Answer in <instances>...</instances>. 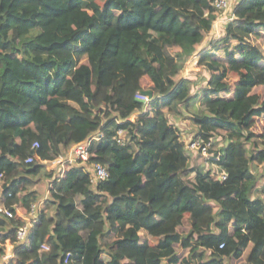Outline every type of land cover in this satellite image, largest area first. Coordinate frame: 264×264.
<instances>
[{
  "label": "trees",
  "instance_id": "trees-1",
  "mask_svg": "<svg viewBox=\"0 0 264 264\" xmlns=\"http://www.w3.org/2000/svg\"><path fill=\"white\" fill-rule=\"evenodd\" d=\"M227 15L197 55L209 76L175 83L220 16L212 0H0L1 207L14 211L46 163L104 121L137 114L89 146L87 165L106 180L67 162L48 174L30 246L11 259L4 246L23 221L0 214L3 264H264V185L252 172L264 162V0ZM144 91L151 110L136 99ZM185 111L215 170L189 166L170 121Z\"/></svg>",
  "mask_w": 264,
  "mask_h": 264
},
{
  "label": "built area",
  "instance_id": "built-area-1",
  "mask_svg": "<svg viewBox=\"0 0 264 264\" xmlns=\"http://www.w3.org/2000/svg\"><path fill=\"white\" fill-rule=\"evenodd\" d=\"M212 5L215 7V9L220 11V16L217 20L222 19L223 21H225L226 20V14L230 11L231 0H212ZM176 76L177 75H175L173 78H175ZM136 99L139 102L143 103V105H144L143 108L148 107L149 105H154L153 101H152V97H149L148 95H146L144 93L137 94ZM161 100H162V96H160L156 100V102H159L158 105H160ZM151 109H153V108H150V110ZM100 130H102V129H100ZM95 133L90 135L84 141L72 146L69 149L68 154L65 157V161H64V162H67L68 164H71L73 166H78V165L84 166V165H86L89 168L90 182L93 185H96L97 183L106 180L108 177V172L102 164L93 163L91 165H87V162L89 160V146L94 140H98L99 137L102 135V133H100L99 135H96ZM120 133H121V130H118V134H120ZM211 145H212L211 142L202 143L198 139H191L189 142L186 143V147L190 152L199 153V154L205 156L206 159L208 158V152H209ZM37 146H38L37 143H35L33 145V148H34L33 153L31 156H29L25 160V162H31L34 159V157L36 155L35 150H36ZM220 177H221V179H225L226 174L221 173ZM262 196L264 197V191H263ZM29 209L30 210H29L28 218H24L23 211H18L17 206L15 207L14 211H10V210L5 209V208L0 206V214L4 215L6 218L22 219L23 224L18 226L15 229V240H16L17 245H21V246H25V247L30 246L31 240H30L29 235L33 229L34 224L38 220V217L36 216L35 207L32 206ZM49 250H50V247L47 244H43L40 247V251H42V252H47ZM69 256L70 255H67L66 258L64 259L65 263L67 262Z\"/></svg>",
  "mask_w": 264,
  "mask_h": 264
},
{
  "label": "rangeland",
  "instance_id": "rangeland-1",
  "mask_svg": "<svg viewBox=\"0 0 264 264\" xmlns=\"http://www.w3.org/2000/svg\"><path fill=\"white\" fill-rule=\"evenodd\" d=\"M236 1L237 0H231V5H230V11L229 12H231V10L233 9V6L235 5ZM98 2L100 4H102L103 0H98ZM226 19H227V17H226ZM226 26H227L226 20L225 21H223L222 19L216 20L214 22L210 32L207 34L206 38L202 42L201 46L197 49L195 54H198V52H200L208 44V42L211 39L219 38L220 29H222V28L224 29ZM195 54L186 62L185 66H184V69H182L177 74V76L175 78H173V81L175 83L181 78H185V77L192 76V75L201 76V77L202 76L203 77H208L209 76V74L207 73V70L205 68L196 65V60L194 59L195 58ZM220 70H221L222 73H224V76L227 78V81H229L230 83L234 82L236 76L229 72L227 64L222 63L220 65ZM253 93L260 96L263 93V89L261 87H257V88H255L253 90ZM101 99H102V97H101ZM251 99L255 101L256 100V96H252ZM150 107H151V105H149L148 107H145L144 109L146 110V108L149 109ZM231 108H232V106H231ZM93 110L95 112H99V107L97 105H95L93 107ZM163 111L165 112L166 110H163ZM183 116H185V117H183V118L182 117H178L176 119L171 117L170 121L174 122L175 124H177V126L180 127V129L182 130L183 135H184V139H185L184 141H185V143H187L193 138V136H194V131L193 130L195 128L191 125V120L189 118V113L185 111ZM131 117H132L131 120H135V118L137 117V114H134ZM110 121L111 120L104 121L102 130H100L99 132H96L95 134L99 135L104 130H107L108 128H110L113 125V123L110 122ZM258 121L259 120L257 119V121H256L257 122L256 123L257 124V129H259L260 126H261L260 122H258ZM216 146L219 147L220 145L216 144ZM68 151H69V149L65 150L61 154L60 158L55 160V162L53 161V163L52 162L46 163V166H45L46 172L52 171L53 168L56 170V168L65 161V157L67 156ZM191 155L192 156L190 158L189 166H191V167H193V166H201L204 171H207V170H210V169L213 170L215 168L209 162H207V159H206L205 156H203V155H201L199 153H192ZM252 172L257 177V185H256L255 189H257V188L260 189L264 185V162L263 163L253 164L252 165ZM37 178H38V176H37ZM7 245L4 246V247H8ZM7 249H9V248H7ZM11 250H12V247H10V249L7 250V251H11ZM163 254L166 255L167 252L163 251ZM225 264H240V260L226 259L225 260Z\"/></svg>",
  "mask_w": 264,
  "mask_h": 264
},
{
  "label": "crops",
  "instance_id": "crops-1",
  "mask_svg": "<svg viewBox=\"0 0 264 264\" xmlns=\"http://www.w3.org/2000/svg\"><path fill=\"white\" fill-rule=\"evenodd\" d=\"M197 55L198 54H195V58H194L196 60V65H197ZM133 114H136V112ZM132 115H130L129 117L124 118V119L111 120L110 122L113 123V125L111 127L115 126L116 124L123 123L121 121H134V120H128L131 118ZM53 170H54V168H53ZM52 171L46 172V168H45L43 170V172L40 175H38V178L36 177L34 179L33 184L31 186H29L28 189L24 193H22L23 197L20 199V203L17 206V210L23 211L24 218H28V214H29V210H30L29 208H31L32 206L35 207L36 216L39 218L42 204L46 200H48L51 196V194H50V179H48L47 176ZM7 244L9 245V247H12V250L10 251V254H9V258L11 259L13 256L14 247L17 245V243H11L9 240H7L6 245ZM5 260L6 259L3 258L0 261V263L3 264L5 262Z\"/></svg>",
  "mask_w": 264,
  "mask_h": 264
},
{
  "label": "water",
  "instance_id": "water-1",
  "mask_svg": "<svg viewBox=\"0 0 264 264\" xmlns=\"http://www.w3.org/2000/svg\"><path fill=\"white\" fill-rule=\"evenodd\" d=\"M143 93L146 94V95H148L149 97H152V94L149 91H144Z\"/></svg>",
  "mask_w": 264,
  "mask_h": 264
},
{
  "label": "bare ground",
  "instance_id": "bare-ground-1",
  "mask_svg": "<svg viewBox=\"0 0 264 264\" xmlns=\"http://www.w3.org/2000/svg\"><path fill=\"white\" fill-rule=\"evenodd\" d=\"M55 162V161H54ZM53 163V162H52Z\"/></svg>",
  "mask_w": 264,
  "mask_h": 264
}]
</instances>
